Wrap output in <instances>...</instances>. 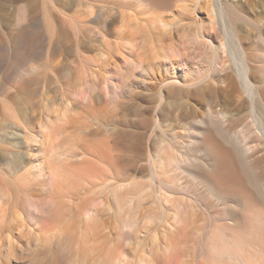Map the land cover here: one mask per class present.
<instances>
[{"label": "bare ground", "instance_id": "bare-ground-1", "mask_svg": "<svg viewBox=\"0 0 264 264\" xmlns=\"http://www.w3.org/2000/svg\"><path fill=\"white\" fill-rule=\"evenodd\" d=\"M9 1L21 3L25 0H5ZM44 1L48 5L49 1ZM62 1L65 0H55L50 5L49 9L57 12L51 14H55L56 21H66L74 31L80 33L90 21L101 17L91 20L96 8H103L98 4L101 0H66L82 9L71 16L67 10L64 12L66 4ZM171 1L115 0L120 8V21L116 25L117 20L113 18L108 28L113 26L122 39H129L123 41L137 48L141 62H136L139 64L136 68L143 66L146 60L150 63L174 53L186 55L190 43L205 40L211 43L214 61L220 54L226 57L228 53L239 69V81L251 100L252 121L241 126L246 129L239 126V133L232 134L221 126L224 114L220 120L212 116L210 110L209 118L196 122V128L188 131L184 136L188 139L183 143L172 141L180 137L178 132L166 136L173 138L168 137L169 142L161 136L163 139L157 142L160 144L156 154L152 151L153 155L149 154L150 180L135 182L112 175L105 158L108 155L84 144L86 140H82L76 124L75 132L79 130L76 133L81 137L70 130L71 113L81 102L73 103L64 95L61 106H51L44 100L38 119L33 122L34 118L27 115L29 108L21 109L10 95L4 94L0 97V136L2 130L14 128L22 131L23 137L11 141L0 138V149L11 154L7 163L0 161V264H264V167L257 165L260 160L264 161V110L263 116L255 112L256 99L264 104L261 86L264 81L257 84L250 79V70L256 68L250 59L253 51L249 52L233 25L238 6L229 0H176L179 2L175 13L177 20L173 17L172 21L154 10L158 4ZM203 3L205 16L198 13ZM50 15L46 16L48 26L51 21L55 22ZM25 17V8L19 7L17 22L23 23ZM52 25L45 26L43 32L47 29L53 32L51 27L54 28L55 23ZM216 28L221 32L219 44H214L211 38ZM80 34L79 37L85 33ZM104 40H101L103 45L108 42ZM107 44L105 50L100 45L95 47L99 59L96 55L93 61L107 56L106 48H110ZM85 59L74 68L76 85L83 86V99H87L84 86L92 69V59ZM32 63L23 69L22 75L41 73L44 64ZM70 72L74 70L70 68ZM201 79L188 82L186 86L188 89L197 87ZM165 82L167 87H183L178 78ZM102 83L105 89L106 76ZM163 92L159 94L162 101ZM98 98V95L90 98L89 104L96 107ZM95 118L87 121L90 128L88 124L81 125L84 126V130L80 127L82 132L87 127L92 131L91 126L100 124H97L98 117ZM21 141L28 149L27 161L16 148ZM176 144L190 154L183 153L184 149ZM100 160L104 163L103 173L96 174L92 171L93 165ZM239 162L242 166L239 170L247 179L245 183L253 190L249 194L219 177L221 164L240 166ZM85 165L91 170L84 169ZM200 170L203 171L200 173ZM145 202L151 204L142 212ZM11 255H17L18 259L15 257L11 263Z\"/></svg>", "mask_w": 264, "mask_h": 264}, {"label": "rangeland", "instance_id": "rangeland-1", "mask_svg": "<svg viewBox=\"0 0 264 264\" xmlns=\"http://www.w3.org/2000/svg\"><path fill=\"white\" fill-rule=\"evenodd\" d=\"M43 1L25 0L21 3H16L0 0V97L4 94L10 95L21 109L28 110L29 108L28 112L30 114L28 113L27 115L34 118L33 122L37 121L44 100L49 102L51 106H61L63 105L62 97L64 95L65 97H70L74 101L73 103L81 102L76 106L73 114L71 113L73 116L70 120H73V126L71 123L68 126L74 132L79 127L78 129L81 132L79 130L76 132H80V135L83 136L82 140H86L84 144L92 145L96 149L105 152V155H108L105 158L110 164L111 173L116 175L118 179L135 182L149 181L151 176L149 156L153 155L150 154L152 152L154 155L156 154L159 147L157 145L160 144L157 142L163 138L169 142L173 138L171 139L168 136L169 140L166 136H171L174 132V134L178 132L177 134L180 137L174 138L175 140L173 139L172 141L183 143L185 139H188L187 137L184 138L188 131H193V128H196V122L209 118L210 110L213 112V114L211 113L212 116L218 119L224 114L225 117L223 116V118L226 120L220 119L221 126H224L225 130L229 129L232 134L239 133L240 130L238 129L241 126H245L244 123L247 122V126L250 123L249 120L252 121L251 117L254 116L252 113L254 111L251 108V100L245 93V88L243 89L244 86L242 87V83H240L241 80L239 81L237 75V70L239 69L234 65L228 53H226V57L225 54H220L215 62L212 56L211 43L207 40L205 42L190 43L186 55L174 53L169 57L156 59L154 62L149 63L146 60L147 62L143 63V66L146 65L145 67L140 65L143 68L140 66L136 68L139 65H136V62L141 60L137 48L127 44L125 42L127 38L122 39L113 26L108 28V24H110L108 22H111L113 18L117 20L115 24L119 25L120 15L118 11L120 8L115 0L99 1L98 4L103 8H96L91 20H95L99 15L101 17L97 21H90L87 24L88 27L86 29L84 27L85 30L80 31L81 34L82 32L85 34L81 35L79 31L75 30L78 36L66 21L62 20V23L61 21H56V17L54 18L57 12H55L54 8L53 11L49 8H52L50 5H53L55 0H52L53 2L46 0V2L49 1V6ZM67 1H62L63 4H66L65 6L62 5L66 9L62 8L64 12L65 10L69 12V16L82 10L81 7L70 5L69 2L66 3ZM229 1L234 2L239 9L233 25L238 31V35L242 38L244 45L249 48V52L253 51L250 54V59L255 62H251V64L254 63L253 67L256 68L255 70L253 68L252 71L250 70V79L253 83H262L264 81V68H261L262 66L260 65L264 63L262 59L264 57V0ZM178 4V1L172 0L169 3L158 4L154 7V10L162 15L164 19L173 21L174 17L176 21L175 13L177 12ZM205 6L203 3L198 8V13L201 16L206 15ZM19 7L25 8L26 11V17L21 24L17 22ZM48 12L50 14L55 13L54 15L51 14L52 20L55 21H51L52 24L55 23L54 28L51 27L53 32L47 29L52 34L47 33V31L44 33L46 28L53 26L52 24L46 25V16L50 15ZM43 15L45 16L43 17ZM66 15V17H69L68 13ZM78 33L82 36V40ZM260 33H262L261 36L263 38H261ZM76 36L79 37V42ZM211 38L214 44H219L221 32L218 28L212 31ZM106 39L108 42L103 45L101 40L107 41ZM119 39L121 40L119 41ZM89 43H92V45ZM107 43L110 44L108 45ZM176 43H179L178 39ZM105 44L110 46L105 51L107 56L105 55V58L100 57L101 60L96 62L99 58L95 47L100 45L101 48H104ZM110 49L111 51H107ZM258 53L261 54V58ZM96 55L98 59L93 61ZM76 57L78 62L82 60L81 57L84 59L81 62H84L85 58L92 59L90 61L92 69L88 74L87 84L84 86L87 99H83L84 93L81 91L83 86L76 85L78 81L75 79L77 73L74 68H78V65L81 64V62L79 64L76 62ZM258 62L261 63L259 64ZM31 63H43L44 67H42L41 73L29 76L22 75V72ZM257 65L260 66L258 67L259 69ZM70 68L74 72L71 73ZM209 70L212 72L210 73ZM103 76L107 78L105 89H103L104 85L102 83ZM201 77H205L204 80ZM170 78H178L183 87H167L165 81L168 83L171 80ZM198 79L203 80L201 85L199 83V86L188 89L187 83L195 80L199 82L200 80ZM209 82L212 83V86L209 85ZM261 86L264 88V84ZM160 92L164 93L163 101L161 98L159 99ZM96 95L99 98L96 100L97 106L93 107L89 104V100ZM256 101L260 102H256L255 106L257 109L255 112L258 111L257 115L260 114L259 116H261L264 104L261 105L260 103L262 102L259 99H256ZM95 115L98 117V123L94 120L92 122L100 123V126L94 124V126H91L94 130L91 129L92 131H89L90 123L87 121H91L90 119L96 120ZM101 123L105 124V126ZM74 124L77 125V127L75 126L76 128ZM86 124H88L89 133L86 132V128L83 132L81 130L84 127L81 125ZM241 128L246 129L247 127ZM82 129L84 130V128ZM237 130L238 132H233ZM76 132L75 134L78 135ZM211 134L213 133L211 132ZM1 135V140L5 141H11L15 137L21 139L23 137L22 131H16L14 128L13 130H2ZM78 136L77 139H79ZM161 136H163L162 139H160ZM83 142L81 141V143ZM176 145L184 149L182 145ZM177 147L176 149L179 150ZM16 148L20 152L19 155L27 161L29 153L28 149L25 148V144L21 141ZM181 151L190 154L185 149V152ZM10 155L5 150L0 149V161L2 163H7ZM206 159L208 160V158ZM259 159L257 160L259 161ZM258 163L260 164H257L258 166L264 167V161L260 160ZM93 166L94 169L92 171H96V174H101L104 163L100 160ZM241 167V163L240 166H237V164L236 166L227 163L221 164L219 177L230 185L239 186L244 193L253 192L252 188L246 184L247 182L245 183L247 179L244 178V175L242 176L243 173L239 170ZM87 168L91 170L90 166L85 165L84 169ZM202 171L200 170V173ZM182 177L187 179L188 176ZM183 178L182 180L184 181L185 179ZM191 179L188 181H192ZM150 204L145 202L141 211L143 212L144 208ZM112 223L108 225H112ZM12 257L13 255H11L10 260ZM15 257L17 260V255ZM15 257L9 261L12 263L15 261Z\"/></svg>", "mask_w": 264, "mask_h": 264}]
</instances>
